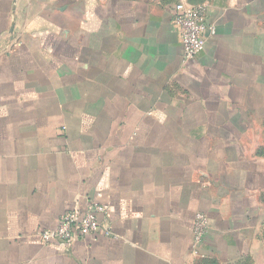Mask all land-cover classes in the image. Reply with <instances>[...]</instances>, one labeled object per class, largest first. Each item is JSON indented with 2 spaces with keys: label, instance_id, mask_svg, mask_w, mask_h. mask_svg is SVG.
I'll use <instances>...</instances> for the list:
<instances>
[{
  "label": "crops",
  "instance_id": "1",
  "mask_svg": "<svg viewBox=\"0 0 264 264\" xmlns=\"http://www.w3.org/2000/svg\"><path fill=\"white\" fill-rule=\"evenodd\" d=\"M181 3L207 6L192 62ZM261 145L264 0H0V264L238 263ZM88 201L109 208L95 236L43 242Z\"/></svg>",
  "mask_w": 264,
  "mask_h": 264
},
{
  "label": "built area",
  "instance_id": "2",
  "mask_svg": "<svg viewBox=\"0 0 264 264\" xmlns=\"http://www.w3.org/2000/svg\"><path fill=\"white\" fill-rule=\"evenodd\" d=\"M183 45L184 62H192L206 48V32L208 30L207 6H188L178 4L174 10L172 19ZM109 208L106 205L94 201H88L82 213L71 212L60 218L58 227L54 231L41 232L43 242L49 243L54 240L69 242L75 237H93L103 227V221L108 214ZM103 220V221H102ZM210 229V219L199 212L195 216L193 252L197 253L207 238ZM105 234L111 232L105 227Z\"/></svg>",
  "mask_w": 264,
  "mask_h": 264
},
{
  "label": "rangeland",
  "instance_id": "3",
  "mask_svg": "<svg viewBox=\"0 0 264 264\" xmlns=\"http://www.w3.org/2000/svg\"><path fill=\"white\" fill-rule=\"evenodd\" d=\"M257 152L259 155H262L263 154L262 152H264V145L259 146ZM258 232H259L258 247L250 255L246 256L238 263H234V264H264V220L260 228V231ZM197 264H217V263L213 261L203 260L201 262L199 261V263Z\"/></svg>",
  "mask_w": 264,
  "mask_h": 264
},
{
  "label": "trees",
  "instance_id": "4",
  "mask_svg": "<svg viewBox=\"0 0 264 264\" xmlns=\"http://www.w3.org/2000/svg\"><path fill=\"white\" fill-rule=\"evenodd\" d=\"M264 154V152H262Z\"/></svg>",
  "mask_w": 264,
  "mask_h": 264
}]
</instances>
